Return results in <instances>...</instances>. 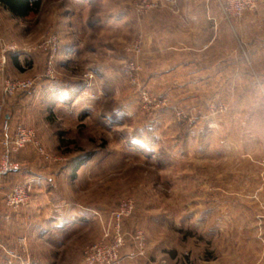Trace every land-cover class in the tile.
<instances>
[{
	"label": "rangeland",
	"instance_id": "obj_1",
	"mask_svg": "<svg viewBox=\"0 0 264 264\" xmlns=\"http://www.w3.org/2000/svg\"><path fill=\"white\" fill-rule=\"evenodd\" d=\"M206 1L41 0L26 18L0 7V152L18 125L32 135L5 174L4 199L29 181L27 202H3L27 211L33 183L53 176L52 202L77 213L66 264L117 235L112 264H264V96L232 72L246 59L228 25L214 39Z\"/></svg>",
	"mask_w": 264,
	"mask_h": 264
},
{
	"label": "crops",
	"instance_id": "obj_2",
	"mask_svg": "<svg viewBox=\"0 0 264 264\" xmlns=\"http://www.w3.org/2000/svg\"><path fill=\"white\" fill-rule=\"evenodd\" d=\"M207 5L211 9H203L202 14L204 18L213 21L211 23L215 30L214 39L216 36L220 37L222 25H228L230 36H234L239 46V49H233L234 54L240 50L246 59L244 63L236 59L230 65L232 72L234 71V75H240L239 80H255L264 96V70L258 69V64L261 66L264 61H256V58L264 59V5L246 11L234 20L225 18L215 0L207 2ZM223 18L226 21H223ZM234 57L237 58L236 55ZM206 67L207 64L202 66L203 80L206 77ZM212 69H215V63L212 64ZM241 75L244 76L241 78ZM8 179L9 176L6 175L0 177V264H66L64 259H74L78 253V244L71 231L78 226L75 222L77 213L70 203L66 205L62 202L58 206L52 202L50 189L56 188L53 176L45 173L39 175V180L33 183L27 211L25 209L21 213L12 212L4 205V196L9 188ZM81 221L87 226L88 220ZM18 224H22L21 235L24 234L27 241L24 252L19 251L18 234L13 230ZM75 262L77 263V260ZM75 262L72 260L71 264Z\"/></svg>",
	"mask_w": 264,
	"mask_h": 264
},
{
	"label": "built area",
	"instance_id": "obj_3",
	"mask_svg": "<svg viewBox=\"0 0 264 264\" xmlns=\"http://www.w3.org/2000/svg\"><path fill=\"white\" fill-rule=\"evenodd\" d=\"M221 11L225 18H239L244 12L254 10L260 4H264V0H217ZM49 50L54 53L57 50L58 42L55 36L48 39ZM13 48V47H12ZM53 55V54H51ZM33 84L32 80H7L6 90L12 91L15 88L26 89ZM7 125L4 124V128ZM31 131L25 129L22 126L15 128V134L13 138L6 136V139L2 141L1 146L3 147L0 152V176L15 171L19 168L18 164L12 161L11 156L13 153L21 149L27 142L31 141ZM30 182L25 181L21 185H16L6 195L4 202L9 208H18L27 202V194L30 190ZM133 207L131 200H126L120 203L117 211H114L113 217L119 221L123 216L127 215ZM118 227V226H117ZM119 228V227H118ZM117 228V229H118ZM114 245L108 247L102 245V247H88L85 251V263L86 264H112L116 260V252L114 247L117 249L122 244V237L117 235L114 240ZM105 250H104V249Z\"/></svg>",
	"mask_w": 264,
	"mask_h": 264
},
{
	"label": "trees",
	"instance_id": "obj_4",
	"mask_svg": "<svg viewBox=\"0 0 264 264\" xmlns=\"http://www.w3.org/2000/svg\"><path fill=\"white\" fill-rule=\"evenodd\" d=\"M41 0H0V7L8 11L12 17L26 18L31 13H35ZM84 159L76 160L75 167L82 164ZM74 167V168H75Z\"/></svg>",
	"mask_w": 264,
	"mask_h": 264
}]
</instances>
